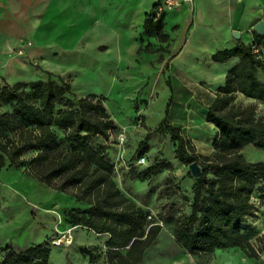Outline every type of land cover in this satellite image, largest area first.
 <instances>
[{"label": "trees", "instance_id": "1", "mask_svg": "<svg viewBox=\"0 0 264 264\" xmlns=\"http://www.w3.org/2000/svg\"><path fill=\"white\" fill-rule=\"evenodd\" d=\"M162 30L150 14L146 33L162 39ZM234 56L240 63L208 110L207 121L218 130L212 156L197 154L192 142L168 121L157 132L169 130L178 142L177 160L197 163L202 170L190 214L174 228L179 244L190 254L241 248L255 258L264 249L255 248L243 227L255 212V191L264 186V163L247 161L241 150L264 149V122L257 119L253 105L235 100L240 93L264 103V83L257 76L260 62L252 47H237L214 59L225 62ZM1 107L10 110H0V170L24 168L41 183L86 204L88 208L75 210L72 227L108 234L109 264H139L162 226L121 191L106 148L96 146L97 138L108 141L115 132V122L98 96L79 97L68 83L41 80L0 87ZM0 253L5 254L0 264H48L51 251L37 246L19 254L0 247Z\"/></svg>", "mask_w": 264, "mask_h": 264}, {"label": "crops", "instance_id": "2", "mask_svg": "<svg viewBox=\"0 0 264 264\" xmlns=\"http://www.w3.org/2000/svg\"><path fill=\"white\" fill-rule=\"evenodd\" d=\"M158 1L0 0V85L31 74L30 62L38 64L41 73L72 76L79 89L80 77L109 74V89L118 87L123 93L119 97V123L112 118L120 134L134 136L131 97L146 84V96L158 88L176 91L182 101L189 96L190 105L201 108L191 114V121L215 129L217 134L216 127L207 121L208 110L240 59L234 56L220 62L214 57L237 47L254 48L259 52L257 76L264 83V35L254 31L259 22H264V0H195L155 19L163 26L162 39L146 33L147 18ZM21 39L32 45L25 56L13 58L12 47ZM157 75L167 76L165 87H157ZM91 94L108 96L83 91L80 97ZM237 96L247 98L240 93ZM154 112L150 111L152 125L155 120L159 125L167 121L169 107L160 112L159 118ZM174 126L181 128L179 124ZM204 138L196 153L210 155L213 148ZM102 147L116 167L123 172L130 170L131 149L122 151L120 144L109 145L107 141ZM172 156L168 163L176 169L180 161L175 153ZM165 175L169 174L159 178Z\"/></svg>", "mask_w": 264, "mask_h": 264}, {"label": "rangeland", "instance_id": "3", "mask_svg": "<svg viewBox=\"0 0 264 264\" xmlns=\"http://www.w3.org/2000/svg\"><path fill=\"white\" fill-rule=\"evenodd\" d=\"M27 42L30 41H16L12 47L13 58H20L16 53ZM30 67L31 74L15 83L5 82L0 87L52 80L56 84H70L72 91L79 97L83 91L106 93L108 96L98 98L111 117H115L119 123V97L123 93L118 87L109 89V74L82 76L80 80L77 79L82 87L79 89L73 83L72 76L41 73L38 64L33 62H30ZM117 78L119 81V76ZM155 83L157 87L160 84L165 87L168 83L167 76H155ZM148 87L146 84L131 97L134 102V136L128 137V132H122L126 136L124 144L121 145L122 151L132 150L131 168L128 172H123V168L115 165L114 172V179L121 191L162 226L161 233L147 249L139 264H254L251 259H255L257 264H264V251H260L264 249V186L255 191V212L248 217L243 227L244 235L260 251L258 257L249 258L241 248L190 254L176 240L174 228L177 221L190 214L194 187L199 176L193 175L190 165L179 162V167L175 169L168 163L173 153L176 154L178 142L173 139L169 130L157 132L160 125L158 120L153 125L150 123V111L153 109L156 118H159L160 112L169 107L165 120L181 125L178 128L196 146V152H199V143L205 135L204 139L213 148V152L203 156H212L215 153L216 134L215 129H207L199 122L191 121V114L201 108L190 105L189 96L182 101L176 91H162L160 88L150 91L146 96ZM235 101L241 105H253L257 119L264 122L263 102L242 96H236ZM0 110L6 112L10 109L1 107ZM120 135L119 129L115 127V132L107 141L109 145L119 144ZM95 143L97 147L103 148L106 140L99 137ZM168 152L172 155H167ZM241 154L249 162L264 163V149L246 146ZM141 157L146 158L143 165L138 163ZM163 173L169 175L159 178ZM86 208V204L78 202L70 195L41 183L26 173L24 168L7 166L0 170V247H9L19 254L37 246L47 247L51 251L48 264H109L108 254L111 250L106 246L108 234H97L81 226L73 232L72 244L59 246L54 243L60 236L57 230L64 232L76 223L75 210ZM47 210L50 212H46ZM221 251L223 252L219 253ZM4 256L5 254L0 253V259Z\"/></svg>", "mask_w": 264, "mask_h": 264}, {"label": "built area", "instance_id": "4", "mask_svg": "<svg viewBox=\"0 0 264 264\" xmlns=\"http://www.w3.org/2000/svg\"><path fill=\"white\" fill-rule=\"evenodd\" d=\"M195 0H159L157 5L155 6L154 10H153V14L155 19H159L164 13L168 12V11H172L175 9L180 8L183 5L186 4H193ZM32 44L31 42H27L25 45H23L18 51H17V55L20 57L25 56L26 54V50L28 47H30ZM256 54H259V52L257 50L254 51ZM119 140V144L123 145L126 137L124 134H121L118 137ZM138 163L143 165L146 163V158L145 157H141L138 160ZM77 226L75 227H71L68 230L62 232L60 230L58 231V234L60 235L56 240H55V245H69L73 243V232L76 230Z\"/></svg>", "mask_w": 264, "mask_h": 264}, {"label": "water", "instance_id": "5", "mask_svg": "<svg viewBox=\"0 0 264 264\" xmlns=\"http://www.w3.org/2000/svg\"><path fill=\"white\" fill-rule=\"evenodd\" d=\"M254 31L258 32L260 35H264V22L263 21L259 22L254 27ZM235 35H237V33ZM190 168H191L193 175L200 177V175L202 174V170H201V167L197 163H192L190 165Z\"/></svg>", "mask_w": 264, "mask_h": 264}, {"label": "bare ground", "instance_id": "6", "mask_svg": "<svg viewBox=\"0 0 264 264\" xmlns=\"http://www.w3.org/2000/svg\"><path fill=\"white\" fill-rule=\"evenodd\" d=\"M203 125V124H202ZM205 128V127H204ZM204 130V129H203ZM37 196V195H36ZM38 198V197H37ZM46 212H50L49 210H47ZM160 253V252H159ZM154 255V254H153ZM155 255H156V252H155ZM180 254H178V257H179ZM154 258V257H153Z\"/></svg>", "mask_w": 264, "mask_h": 264}]
</instances>
